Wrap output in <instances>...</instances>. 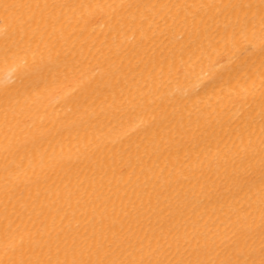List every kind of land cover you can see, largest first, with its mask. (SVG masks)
<instances>
[{"label":"bare ground","instance_id":"obj_1","mask_svg":"<svg viewBox=\"0 0 264 264\" xmlns=\"http://www.w3.org/2000/svg\"><path fill=\"white\" fill-rule=\"evenodd\" d=\"M0 264H264V0H0Z\"/></svg>","mask_w":264,"mask_h":264}]
</instances>
